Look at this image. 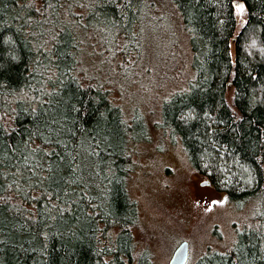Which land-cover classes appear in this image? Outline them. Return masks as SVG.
Here are the masks:
<instances>
[{
    "label": "trees",
    "instance_id": "obj_1",
    "mask_svg": "<svg viewBox=\"0 0 264 264\" xmlns=\"http://www.w3.org/2000/svg\"><path fill=\"white\" fill-rule=\"evenodd\" d=\"M234 1L0 0V264H154L130 191L153 132L245 219L194 264H264V0ZM144 33L164 97L132 77Z\"/></svg>",
    "mask_w": 264,
    "mask_h": 264
},
{
    "label": "rangeland",
    "instance_id": "obj_2",
    "mask_svg": "<svg viewBox=\"0 0 264 264\" xmlns=\"http://www.w3.org/2000/svg\"><path fill=\"white\" fill-rule=\"evenodd\" d=\"M162 38H153L152 35L144 33L140 53L132 50L133 55L129 57L133 59L134 54L137 55V62L132 61L131 65L134 69L132 77L139 71L142 78L148 79L144 82L150 84V88L143 86L141 89L146 91L147 95L160 92L156 77L166 63L163 59L162 64L159 60H145L156 53V40ZM183 41V37L179 36V47ZM179 50L181 51V48ZM156 56L162 58L160 54ZM119 60L120 57L117 56L115 62ZM177 62L181 63V60L178 59ZM132 81L133 78L129 82L130 86L136 84H131ZM173 86L172 81H168L159 96H166ZM233 94L234 87L231 85L226 91L228 101H233ZM118 95L125 102V94ZM133 95L138 99L135 93ZM155 103L159 106L158 102ZM154 130L158 131L155 128ZM153 133V141L150 144H142H146L145 151L139 155L142 158L135 161L136 167L130 177V191L136 198L141 212L139 225L135 229L137 248L149 249L154 264H169L178 245L187 241L189 252L186 264H194L197 259L195 257L206 246L229 247L234 240L233 227L236 228L238 221L242 224L245 219L235 212L237 208L233 210L234 207H231L227 197L203 183L204 178L192 171L178 142H165L163 152L150 151L151 144L157 139V133ZM155 157L172 169L171 177L165 175L162 169L153 163V159L156 161Z\"/></svg>",
    "mask_w": 264,
    "mask_h": 264
},
{
    "label": "water",
    "instance_id": "obj_3",
    "mask_svg": "<svg viewBox=\"0 0 264 264\" xmlns=\"http://www.w3.org/2000/svg\"><path fill=\"white\" fill-rule=\"evenodd\" d=\"M239 0H235L237 3ZM203 183H207L204 181ZM189 244L187 241L181 242L178 247L175 249L169 264H185L188 259Z\"/></svg>",
    "mask_w": 264,
    "mask_h": 264
}]
</instances>
